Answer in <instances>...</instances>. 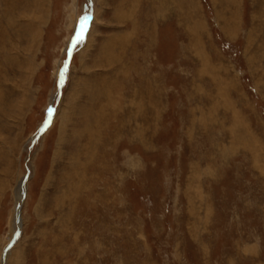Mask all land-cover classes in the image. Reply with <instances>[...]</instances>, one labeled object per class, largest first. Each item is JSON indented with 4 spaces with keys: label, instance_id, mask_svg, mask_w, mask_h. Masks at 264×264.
<instances>
[{
    "label": "rangeland",
    "instance_id": "rangeland-1",
    "mask_svg": "<svg viewBox=\"0 0 264 264\" xmlns=\"http://www.w3.org/2000/svg\"><path fill=\"white\" fill-rule=\"evenodd\" d=\"M12 15L0 264H264V0H19Z\"/></svg>",
    "mask_w": 264,
    "mask_h": 264
},
{
    "label": "bare ground",
    "instance_id": "bare-ground-1",
    "mask_svg": "<svg viewBox=\"0 0 264 264\" xmlns=\"http://www.w3.org/2000/svg\"><path fill=\"white\" fill-rule=\"evenodd\" d=\"M2 1L3 0H0V2H2ZM23 1L24 2H28V0H23ZM4 2H6V4H7V9L5 10L4 16L2 17V19L0 18V20L2 21L3 24H4V22H6L7 25L9 27H11L13 25V23H14V17H13L12 14H13V11L15 10V8H16L19 0H16V3H15V0H8V2H7V0H4ZM11 20H12V22H11ZM71 44H70V48H72L71 47ZM23 197H24V193H21L20 192L18 194V196H17V202H20L21 203L22 200H23ZM20 216H21V211H20V207H19V209H17L16 212H15V217H14L15 219L13 220L12 230H11L10 235H9V240L12 238V234H13V231L16 229V225L20 228V224H21V221H20L21 220V217ZM8 256H9V252L8 253L5 252L4 255H3V258H4L3 259V262L7 261Z\"/></svg>",
    "mask_w": 264,
    "mask_h": 264
},
{
    "label": "snow or ice",
    "instance_id": "snow-or-ice-1",
    "mask_svg": "<svg viewBox=\"0 0 264 264\" xmlns=\"http://www.w3.org/2000/svg\"><path fill=\"white\" fill-rule=\"evenodd\" d=\"M87 22H88V18H87V17L81 19L80 27H79V31L77 32L76 38H75V40L73 41L72 48H69V49H68L69 57H71L72 49L75 48V46H76L77 44H80V43L83 42V39H84V32H85V30H86V28H87ZM67 68H68V61L65 60V61H64V65H63V67L60 69V72H59V83H60V84L63 83V80H64V77H65V73H66V71H67ZM52 111H53V110H52L51 108L48 109L49 116H51ZM47 123H48V121H45V126H47ZM41 131H43V129H41Z\"/></svg>",
    "mask_w": 264,
    "mask_h": 264
},
{
    "label": "water",
    "instance_id": "water-1",
    "mask_svg": "<svg viewBox=\"0 0 264 264\" xmlns=\"http://www.w3.org/2000/svg\"><path fill=\"white\" fill-rule=\"evenodd\" d=\"M74 41V40H73ZM72 44H73V42H72ZM72 44H71V47H72ZM15 239H16V236H15Z\"/></svg>",
    "mask_w": 264,
    "mask_h": 264
}]
</instances>
